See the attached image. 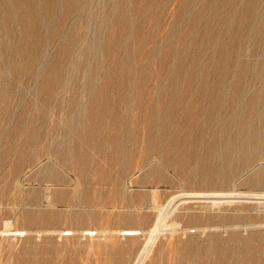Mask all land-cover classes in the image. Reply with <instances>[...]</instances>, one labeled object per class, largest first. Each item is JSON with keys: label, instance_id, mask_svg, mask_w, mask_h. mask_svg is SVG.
Returning <instances> with one entry per match:
<instances>
[{"label": "rangeland", "instance_id": "374dc122", "mask_svg": "<svg viewBox=\"0 0 264 264\" xmlns=\"http://www.w3.org/2000/svg\"><path fill=\"white\" fill-rule=\"evenodd\" d=\"M263 122L264 0H0V264H264Z\"/></svg>", "mask_w": 264, "mask_h": 264}, {"label": "bare ground", "instance_id": "6f19581e", "mask_svg": "<svg viewBox=\"0 0 264 264\" xmlns=\"http://www.w3.org/2000/svg\"><path fill=\"white\" fill-rule=\"evenodd\" d=\"M192 1V0H191ZM254 1V0H253ZM41 4V3H40ZM198 4V3H197ZM203 4V3H202ZM239 4V3H238ZM255 4V3H254ZM222 8V7H221ZM30 9V8H29ZM241 9V8H240ZM36 10V9H35ZM224 10V9H223ZM214 11V10H213ZM245 11V10H244ZM218 12V11H217ZM46 14V13H45ZM109 14V13H108ZM192 14V13H191ZM188 16V15H187ZM221 16V15H220ZM235 16V15H234ZM253 16V15H252ZM213 17V16H212ZM235 18V17H234ZM90 20V19H89ZM225 20V19H224ZM109 21V20H108ZM226 21V20H225ZM193 22V21H192ZM141 24V23H140ZM153 24V23H152ZM75 25V24H74ZM41 26V25H40ZM250 26V25H249ZM239 27H240V25H239ZM255 28V27H254ZM220 31V30H219ZM234 31V30H233ZM178 32V31H177ZM238 32V31H237ZM150 33V32H149ZM101 34V33H100ZM178 34V33H177ZM223 34H224V32H223ZM8 35V34H7ZM211 35V34H210ZM190 36V35H189ZM197 36V35H196ZM234 36V35H233ZM9 37V36H8ZM169 37V36H168ZM177 37V36H176ZM230 38V37H229ZM53 39V38H52ZM192 39V38H191ZM61 40V39H60ZM187 40V39H186ZM233 40V39H232ZM31 41H32V39H31ZM30 41V42H31ZM185 42V41H184ZM205 42V41H204ZM262 43V42H261ZM14 44V43H13ZM157 45H158V43H157ZM15 46V45H14ZM159 47V46H158ZM203 48H204V46H203ZM218 48V47H217ZM157 49V48H156ZM212 51V50H211ZM48 52V51H47ZM83 53V52H82ZM117 53V52H116ZM180 53V52H179ZM247 53V52H246ZM240 55H242V54H240ZM261 55V54H260ZM84 58V57H83ZM199 59V58H198ZM262 59V58H261ZM48 60V59H47ZM226 61V60H225ZM201 63H199V65H200ZM78 68V67H77ZM19 69V68H18ZM255 72V71H254ZM34 73V72H33ZM74 73V72H73ZM203 74V73H202ZM204 75V74H203ZM229 75V74H228ZM176 78V77H175ZM223 81V80H222ZM76 82V81H75ZM193 83V82H192ZM259 84V83H258ZM239 87V86H238ZM86 88V87H85ZM261 89V88H260ZM206 91V90H205ZM195 93V92H194ZM223 94V93H222ZM221 94V95H222ZM253 95V94H252ZM255 95V94H254ZM158 96V95H157ZM177 96V95H176ZM110 97V96H109ZM241 97H242V95H241ZM249 97V96H248ZM113 98V97H112ZM251 99V98H250ZM261 100V99H260ZM237 103V102H236ZM148 104V103H147ZM244 104V103H243ZM94 105V104H93ZM132 105V104H131ZM137 105V104H136ZM145 105V104H144ZM211 105V104H210ZM214 105V104H213ZM212 105V106H213ZM242 105V104H241ZM254 105V104H253ZM154 106V105H153ZM217 106H220V105H217ZM233 106V105H232ZM248 106V105H247ZM259 106V105H258ZM101 107V106H100ZM138 107V106H137ZM225 107V106H224ZM240 107V106H239ZM253 108H254V106H252ZM148 108H149V106H148ZM151 108V107H150ZM149 108V109H150ZM196 108V107H195ZM217 108V107H216ZM243 108H244V105H243ZM258 108V107H257ZM262 108H263V106H262ZM152 109V108H151ZM150 109V110H151ZM154 109V108H153ZM229 109H230V107H229ZM239 109V108H238ZM99 110V109H98ZM112 110H114V109H112ZM130 110V109H129ZM137 110V109H136ZM147 110V109H146ZM160 110H162V109H160ZM246 110V109H245ZM248 110V109H247ZM142 111V110H141ZM156 111V110H155ZM228 111V109H226V111L225 112H227ZM118 112V111H117ZM138 112V111H137ZM144 112V111H143ZM148 112V111H147ZM150 112V111H149ZM224 112V111H223ZM230 112V111H229ZM262 112H263V110H262ZM135 113V112H134ZM134 113H133V115H134ZM138 113H140V112H138ZM152 113V112H151ZM156 113V112H155ZM160 113V112H159ZM212 113V112H211ZM228 113V112H227ZM146 114V113H145ZM148 114H150V113H148ZM226 114V113H225ZM256 114H258V113H256ZM132 115V117H134ZM164 115V114H163ZM212 115H213V113H212ZM218 115H219V113H218ZM222 115H224V113L222 114ZM227 115V114H226ZM231 112H230V117H231ZM236 115V114H235ZM259 115H260V113H259ZM112 116V115H111ZM117 116V115H116ZM140 116V115H139ZM146 116V115H145ZM165 116V115H164ZM208 116H210V115H208ZM214 116V115H213ZM251 116H253V115H251ZM256 116V115H255ZM142 117H143V115H142ZM153 117V116H152ZM185 117H186V115H185ZM224 117H225V115H224ZM111 118V117H110ZM150 118H151V116H150ZM156 118V117H155ZM154 117H153V120L155 119ZM133 119V118H132ZM146 119V118H145ZM157 119V118H156ZM260 119V118H259ZM258 119V120H259ZM117 120H119L118 118H117ZM143 120H144V117H143ZM162 120V119H161ZM217 120H218V116H217ZM255 120V119H254ZM115 121V120H114ZM150 121V120H149ZM156 121V120H155ZM206 121V120H205ZM256 121V120H255ZM260 121V120H259ZM258 121V122H259ZM261 121H262V119H261ZM117 123H118V121H116ZM135 122H136V120H135ZM145 122H147V121H145ZM220 122V121H219ZM218 122V123H219ZM241 122V121H240ZM141 123H144V122H141ZM155 123V122H154ZM154 123H152V124H154ZM229 123V122H228ZM252 123V122H251ZM251 123H249V124H251ZM254 123V122H253ZM253 123H252V125H253ZM256 123V122H255ZM264 123V122H263ZM198 124V123H197ZM242 124V123H241ZM246 124V123H245ZM248 124V123H247ZM260 124V123H259ZM127 125V124H126ZM177 125V124H176ZM114 126H115V124H114ZM122 126V125H121ZM129 126V125H128ZM132 126V125H131ZM147 126V125H146ZM151 126V125H150ZM164 126V128H165V125H163ZM120 127V126H119ZM118 127V128H119ZM152 127H153V125H152ZM156 127V126H155ZM172 127V126H171ZM197 127V126H196ZM123 128V127H122ZM129 128V127H128ZM141 128H142V126H141ZM144 128H145V126H144ZM147 128H149L148 126H147ZM169 128V127H168ZM225 128V127H224ZM261 128V127H260ZM259 128V129H260ZM123 129H127L126 127L125 128H123ZM123 129L121 130V132L123 131ZM130 129V128H129ZM132 129V128H131ZM143 129V128H142ZM146 129V128H145ZM162 129V128H161ZM222 130H224V132H226L225 131V129H223V127L221 128ZM227 129V128H226ZM257 129V128H256ZM255 129V130H256ZM128 130V129H127ZM134 130V129H133ZM148 130V129H147ZM152 131L154 130V128L153 129H151ZM166 130V129H165ZM196 130V129H195ZM237 130V129H236ZM258 130V129H257ZM128 131H130V130H128ZM142 131V130H141ZM149 131V130H148ZM176 131V130H175ZM186 131V130H185ZM248 131V130H247ZM131 132V131H130ZM136 132V131H135ZM217 132V131H216ZM216 132H215V135H216ZM227 132H228V130H227ZM254 132H256V131H254ZM126 133V132H125ZM124 133V134H125ZM143 133V132H142ZM142 133H141V135H142ZM151 133V132H150ZM153 133H154V131H153ZM165 133V132H164ZM211 133H213V132H211ZM229 133H230V131H229ZM229 133H227V135L229 134ZM247 133V132H246ZM127 134V133H126ZM138 134H139V132H138ZM138 134H137V137H138ZM148 134V133H147ZM146 134V135H147ZM152 134V133H151ZM258 134H259V132H258ZM163 135V134H162ZM168 135V134H167ZM220 135V134H219ZM235 135H238V134H235ZM127 136V135H126ZM129 136V135H128ZM134 136V135H133ZM140 136V135H139ZM151 136V135H150ZM217 136V135H216ZM216 136H214V137H216ZM223 136V135H222ZM231 136H234L233 134H231L230 135V137ZM242 136V135H241ZM246 136H247V134H246ZM135 137V136H134ZM141 137V136H140ZM146 137V136H145ZM155 137H156V135H155ZM172 137V136H171ZM224 137H225V135H224ZM223 137V138H224ZM251 137V136H250ZM148 138H149V136H148ZM200 138V137H199ZM213 138V137H212ZM247 138V137H246ZM246 138L244 139V142H245V140H246ZM256 138V137H255ZM128 139H130V138H128ZM127 139V140H128ZM135 139V138H134ZM140 139H142V137L140 138ZM156 139L157 138H155V141H156ZM215 139V138H214ZM222 139V138H221ZM248 139H252V138H248ZM254 139V138H253ZM133 140V139H132ZM131 140V141H132ZM139 140V139H138ZM150 140H153V139H151L150 138ZM18 141V140H17ZM142 142V141H141ZM253 142H254V140H253ZM63 143V142H62ZM137 143V142H136ZM149 143H151V141L149 142ZM153 143V142H152ZM170 143V142H169ZM234 143V142H233ZM250 143V142H249ZM255 143V142H254ZM122 144V143H121ZM142 144V143H141ZM146 144V143H145ZM164 144V143H163ZM176 144V143H175ZM182 144V143H181ZM210 144H212L213 145V143H210ZM256 144V143H255ZM60 145V144H59ZM123 145V144H122ZM148 145H150V144H148ZM147 145V146H148ZM155 145V144H154ZM159 145V144H158ZM258 145V144H257ZM58 146V145H57ZM110 146L111 145H109V149H110ZM124 146V145H123ZM128 146V145H127ZM137 146V145H136ZM141 146V145H140ZM169 146V145H168ZM225 146H227V145H225ZM248 146V145H247ZM253 146V145H252ZM251 146V147H252ZM115 147V146H114ZM113 147V148H114ZM120 147H121V145H120ZM149 147V146H148ZM158 148H160L159 146H157ZM184 147V146H183ZM208 147V146H207ZM241 147V146H240ZM119 148V147H118ZM122 148V147H121ZM128 148H129V146H128ZM135 148H137V147H135ZM144 148H146V147H144ZM157 148V149H158ZM228 148V147H227ZM237 148V147H236ZM243 148H245V146L243 147ZM249 148H250V146H249ZM253 148V147H252ZM108 149V150H109ZM117 149V148H116ZM124 149H125V147H124ZM124 149L122 148V150L124 151ZM126 149H127V147H126ZM151 149V148H150ZM156 149V150H157ZM214 149V148H213ZM226 149V148H225ZM241 149V148H240ZM247 149V148H246ZM113 150V149H112ZM182 150V149H181ZM215 150V149H214ZM213 150V151H214ZM243 150H245V149H243ZM68 151V150H67ZM72 151V150H71ZM113 151H115V149L113 150ZM119 151V150H118ZM135 151V150H134ZM216 151H218L217 149H216ZM112 152V151H111ZM116 152V151H115ZM120 152H121V150H120ZM127 152V151H126ZM152 152V151H151ZM207 152H209V151H207ZM256 152V151H255ZM55 153V152H54ZM114 153V152H113ZM118 153V152H117ZM122 153H124V152H122ZM128 153V152H127ZM141 153V152H140ZM155 153V152H154ZM264 153V152H263ZM262 153V154H263ZM114 154H116V153H114ZM151 154V153H150ZM254 154V153H253ZM58 155V154H57ZM71 155H72V153H71ZM149 155V154H148ZM113 156V155H112ZM124 156H126V155H124ZM128 156V155H127ZM208 156V155H207ZM147 157V156H146ZM175 157V156H174ZM197 157V156H196ZM202 157H203V155H202ZM125 158V157H124ZM139 158V157H138ZM160 158V157H159ZM165 158V157H164ZM207 158V157H206ZM232 158V157H231ZM137 159V158H136ZM126 160H128V159H126ZM196 162H197V160H196ZM222 162V161H221ZM206 163V162H205ZM62 164V163H61ZM239 164V163H238ZM129 166V165H128ZM69 167V166H68ZM212 167V166H211ZM214 167V166H213ZM246 168V167H245ZM131 169V168H130ZM210 169V168H209ZM213 169V168H212ZM204 170H205V168H204ZM211 170V169H210ZM241 170V169H240ZM205 172V171H204ZM216 172V171H215ZM264 173V172H263ZM216 174V173H215ZM212 175V174H211ZM47 176V175H46ZM196 177V176H195ZM249 178V177H248ZM220 180V179H219ZM85 181V180H84ZM189 183V182H188ZM200 183V182H199ZM204 183V182H203ZM256 184V183H255ZM256 187V186H255ZM202 189H203V187H202ZM202 194V193H201ZM252 194V193H251ZM155 195V194H154ZM191 196V195H190ZM203 196V195H202ZM226 196V195H225ZM154 198V197H153ZM185 199V198H184ZM217 199V198H216ZM154 200V199H153ZM173 200V199H172ZM156 201V200H155ZM186 202V201H185ZM175 204V203H174ZM157 206V205H156ZM170 206V205H169ZM165 209V208H164ZM175 210V209H174ZM167 214V213H166ZM200 214V213H199ZM165 216H167V215H165ZM165 216H163V215H159L158 216V219L156 220V222H155V225H154V228H153V231L155 230V232H158V231H160L161 230V228L165 225ZM251 217V216H250ZM210 218V217H209ZM210 220V219H209ZM178 223V222H177ZM210 224V223H209ZM260 225V224H259ZM169 226H170V223H169ZM168 226V227H169ZM167 227V226H166ZM166 227H163V228H166ZM171 227H172V225H171ZM174 227V226H173ZM196 229V228H195ZM169 230H170V227H169ZM198 230V229H197ZM172 231H176V229L174 230H172ZM121 233V232H120ZM125 234H136V233H138V231H136V230H127L126 232H124ZM152 234H154L153 232H151ZM228 233V232H227ZM171 234V233H170ZM182 234V233H181ZM213 234V233H212ZM213 236V235H212ZM153 237V236H152ZM149 238V237H148ZM219 238V237H218ZM170 239V238H169ZM222 239V238H221ZM151 240H153V239H151ZM190 240V239H189ZM209 240V239H208ZM150 241V240H149ZM206 241H207V239H206ZM210 241V240H209ZM190 242H191V240H190ZM208 242V241H207ZM189 243V242H188ZM187 243V244H188ZM187 244H184L183 243V247L185 248V245H187ZM190 244V243H189ZM188 244V245H189ZM205 244V242L202 244V246ZM187 245V246H188ZM151 246H152V244H151ZM179 247V246H178ZM201 247V246H200ZM188 248V247H187ZM198 248V246L196 247V249ZM204 248H206V247H204ZM211 248V247H210ZM210 248H209V250H210ZM170 249V248H169ZM180 249H182V248H180ZM186 249V248H185ZM193 249V248H192ZM146 250L148 251L149 250V246L146 248ZM177 250H178V248H177ZM178 251H180V250H178ZM186 251V250H185ZM197 251V250H196ZM195 251V252H196ZM167 252V251H166ZM195 252H193V253H195ZM145 253V252H144ZM220 253V252H219ZM231 253V252H230ZM198 254H199V252H198ZM202 254V253H201ZM145 255V254H144ZM200 255V254H199ZM224 255V254H223ZM188 256H189V254H188ZM215 256V255H214ZM214 256H212V258L214 257ZM168 257V256H167ZM170 257V256H169ZM185 257H187V256H185ZM196 256H194V258H195ZM198 257V256H197ZM196 257V258H197ZM207 257V256H206ZM215 258V257H214ZM220 258V257H219ZM170 259V258H169ZM187 259H189V257L187 258ZM185 261H187V260H185ZM196 261V260H195ZM195 261H193L194 263H195ZM202 261H204L203 259H202ZM201 261V262H202ZM169 262H170V260H169ZM189 262V261H188ZM198 262H199V260H198ZM190 263L191 264H193L192 262H191V258H190ZM255 263V262H254ZM261 263V262H260ZM177 264H179V263H177ZM182 264V263H181ZM196 264H198V263H196ZM202 264H204V262L202 263ZM206 264V263H205ZM263 264V263H262Z\"/></svg>", "mask_w": 264, "mask_h": 264}]
</instances>
